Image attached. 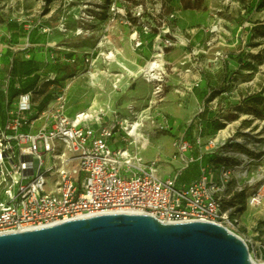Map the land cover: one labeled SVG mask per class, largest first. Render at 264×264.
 <instances>
[{
	"label": "rangeland",
	"instance_id": "obj_1",
	"mask_svg": "<svg viewBox=\"0 0 264 264\" xmlns=\"http://www.w3.org/2000/svg\"><path fill=\"white\" fill-rule=\"evenodd\" d=\"M158 47L166 74L150 81L139 67ZM34 79L37 104L64 94L71 112L94 108L117 123L113 148H124L126 121H141L150 144L130 149L161 158L164 179L179 173L167 159L175 142L188 132L195 145L201 135L197 150L216 157L206 165L235 168L224 210L238 215L231 230L248 242L252 262L264 264V198L257 207L248 200L264 184V0H0L1 125L6 92L15 97ZM221 131L225 143L207 151ZM198 174L194 164L178 182Z\"/></svg>",
	"mask_w": 264,
	"mask_h": 264
},
{
	"label": "built area",
	"instance_id": "obj_2",
	"mask_svg": "<svg viewBox=\"0 0 264 264\" xmlns=\"http://www.w3.org/2000/svg\"><path fill=\"white\" fill-rule=\"evenodd\" d=\"M209 31L216 35L219 26ZM200 33L199 38L205 31ZM35 97L36 88L13 99L7 92L4 96L0 235L104 214H146L170 224L208 222L231 232L239 223L236 213L224 210L221 198L234 179L235 168L204 165L203 156L194 157L186 132L175 142V153L167 158L180 163L179 173L164 179L161 158L148 161L139 151H131L135 136L125 132L124 148L112 147L119 143L118 124L109 123L103 112L70 115L64 94H53L45 105L44 100L37 104ZM226 139H211L205 148L216 150ZM196 146L204 147L201 135ZM198 162L200 175L188 184H179L180 175ZM51 177L53 184L49 183ZM263 198L264 184L249 197L250 206L261 205Z\"/></svg>",
	"mask_w": 264,
	"mask_h": 264
},
{
	"label": "water",
	"instance_id": "obj_3",
	"mask_svg": "<svg viewBox=\"0 0 264 264\" xmlns=\"http://www.w3.org/2000/svg\"><path fill=\"white\" fill-rule=\"evenodd\" d=\"M0 264H253L248 244L208 222L104 214L0 235Z\"/></svg>",
	"mask_w": 264,
	"mask_h": 264
},
{
	"label": "bare ground",
	"instance_id": "obj_4",
	"mask_svg": "<svg viewBox=\"0 0 264 264\" xmlns=\"http://www.w3.org/2000/svg\"><path fill=\"white\" fill-rule=\"evenodd\" d=\"M159 45L160 40L158 41ZM156 53L152 56V58L146 62L145 66L139 67V73L144 76L147 80L160 79L162 75L166 74V65L168 64L165 59V55L163 49L158 47L155 49ZM107 58V57H106ZM108 59V58H107ZM109 60V59H108ZM113 59H111L112 61ZM95 80V77H92ZM90 116H94L98 114L94 108L88 112ZM143 124L140 122H130L126 121L124 123L125 132L128 136H135L134 145L137 147L140 146V150L142 153L147 151V148L150 144V140L141 132ZM225 136V131H221L218 138H222ZM140 153V154H142ZM253 264H257L253 260Z\"/></svg>",
	"mask_w": 264,
	"mask_h": 264
},
{
	"label": "trees",
	"instance_id": "obj_5",
	"mask_svg": "<svg viewBox=\"0 0 264 264\" xmlns=\"http://www.w3.org/2000/svg\"><path fill=\"white\" fill-rule=\"evenodd\" d=\"M12 28H20V30L22 31V35H26V33L24 32V30H23V28H21V27H19L17 24H13L12 26H11ZM10 27V28H11ZM23 37H25V36H23ZM31 63V61L30 62H27V64L26 65H29ZM14 71V72H13ZM12 73H14L13 75H15L16 76V74H18V72H16V70H15V68H13V70H12ZM37 79V78H36ZM36 79H34V80H32L31 82H29V83H24L23 84V87L21 88V90H20V92H18V94L19 93H26V92H28V91H30L31 89H33L32 87L36 84ZM0 89H1V87H0ZM12 89V88H11ZM9 98L10 99H13L14 97H11L10 95H9ZM260 99V98H259ZM3 100H4V97L2 98V105H3ZM49 102V100H44V105L45 104H47ZM4 123H5V120H4ZM3 123V124H4ZM209 123H207V125H206V133H210L211 132V130H210V126L208 125ZM187 134H188V132H187ZM187 140L189 141V139H188V136H187ZM194 139H192V140H190L189 142L193 145V146H196V142H195V145L193 144L194 143ZM197 148H199L198 146H197ZM215 159H216V157L215 156H207L206 158L205 157H203V159H202V162H203V164H206V163H208V161H215ZM194 180V179H193ZM193 180H191V181H193Z\"/></svg>",
	"mask_w": 264,
	"mask_h": 264
},
{
	"label": "crops",
	"instance_id": "obj_6",
	"mask_svg": "<svg viewBox=\"0 0 264 264\" xmlns=\"http://www.w3.org/2000/svg\"><path fill=\"white\" fill-rule=\"evenodd\" d=\"M77 112H80V111L71 112L70 109H69V114H70V115H74V114L77 113ZM197 149H198V148H197V146H196V147L194 148L193 155H194L195 158L198 159V158H200L201 156H203V154L200 153ZM153 156H154V155H153ZM153 156L151 157V159L153 158ZM170 157H171V156H170ZM203 157H204V156H203ZM205 158H206V157H205ZM151 159H150V160H151ZM145 160H146V159H145ZM150 160H148V161H150ZM152 160H154V159H152ZM202 163H203V162H202ZM196 164H199V174H198V176H199V175H200V165H201V162H198V163H196ZM204 165H206V164H204ZM198 176H197V177H198ZM197 177H196V178H197ZM196 178H195V179H196Z\"/></svg>",
	"mask_w": 264,
	"mask_h": 264
}]
</instances>
